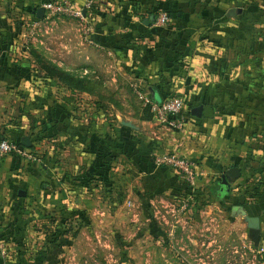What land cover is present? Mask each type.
<instances>
[{"label":"crops","instance_id":"crops-1","mask_svg":"<svg viewBox=\"0 0 264 264\" xmlns=\"http://www.w3.org/2000/svg\"><path fill=\"white\" fill-rule=\"evenodd\" d=\"M39 1L0 0V138L35 156L26 161L9 154L0 160V237L10 249L0 255V264H43L24 248L28 218L58 212L74 217L83 211L78 205L90 187L76 176L94 159L88 151L90 125L78 123L66 109L68 99L54 94L58 87L40 76L25 39L11 37L32 18L29 7ZM160 10L171 11L164 24L157 23ZM91 11L98 28L90 35L105 45L92 41L115 54L114 72L132 58L153 100L178 93L186 102L178 116L181 128L160 125L146 107L140 122L117 125L127 128L125 137L137 136L133 153L148 155L138 147L152 139L195 161L199 184L212 188L247 231L246 217L258 216L257 247L264 246V1L93 0ZM82 57L90 64V54ZM199 105L211 106L213 116L191 113ZM116 137L109 131L110 139ZM119 157L114 152L112 160ZM147 164L150 173L160 171L155 161ZM230 167L240 175L222 196L218 181Z\"/></svg>","mask_w":264,"mask_h":264},{"label":"rangeland","instance_id":"rangeland-1","mask_svg":"<svg viewBox=\"0 0 264 264\" xmlns=\"http://www.w3.org/2000/svg\"><path fill=\"white\" fill-rule=\"evenodd\" d=\"M45 1L29 7L32 18L21 23L15 34L25 39L33 64L40 68L47 63L57 69L58 73L47 78L58 87L54 94L68 99L66 109L78 123H107L110 129L127 120L140 122L145 106L139 93L153 97L134 72V59L120 62L121 68L114 72L115 54L92 41L77 19L59 14L36 17L37 8ZM221 1L242 4L264 0ZM92 9L93 4L87 19L94 29ZM35 22L31 38L29 30ZM84 54L91 55L90 64L82 60ZM41 72L40 76L45 75ZM67 73L86 89L65 85L62 80ZM110 162L113 172L126 174L122 178L127 181L124 189L115 188L107 194L101 183L91 181L84 193L86 200L78 205L83 211L78 210L74 217L61 212L48 217L32 215L27 220L24 244L28 255L43 264H264V256L249 238L244 222L221 205L212 188L203 186L204 181L199 184L203 200L175 194L171 188L151 192L146 173L132 169L120 157ZM169 171L183 178L174 168ZM158 174L160 171L154 173Z\"/></svg>","mask_w":264,"mask_h":264},{"label":"trees","instance_id":"trees-1","mask_svg":"<svg viewBox=\"0 0 264 264\" xmlns=\"http://www.w3.org/2000/svg\"><path fill=\"white\" fill-rule=\"evenodd\" d=\"M169 14H171V11L168 10L167 15L169 16ZM94 26V29L98 28L97 24ZM14 35L15 33L13 32L11 37ZM90 38L100 45H105L102 39H96L94 35H92V37L90 35ZM39 69L44 71L45 75H41L44 78H50L54 74L58 73L56 72V68H52L47 63H42ZM66 77L61 80L65 83V85L67 84L68 87L83 90L86 89L84 87V84H81L82 86L78 83L75 84V82H78V80L70 76L68 73ZM65 80H68V82ZM70 81H72L73 84ZM107 125V123H96L88 127V151L94 154V159L92 162L85 163L81 166L79 173L76 174L77 178H83V180L85 179L84 182L86 183L91 181L100 182L104 186V189L107 194H112L115 188L119 191L121 189H124V186L127 181H122V178H125L126 174L120 173L118 175L117 173L113 172V169L111 167L110 159L114 158L115 152V154L121 156L125 161H130V166L132 167V169L146 173L145 177L146 179H148L146 180V186L149 191L161 192L171 188V191L175 194L180 193L184 196L192 195L196 200H198L199 198H201L200 200H203L201 193L203 190L201 188L202 186L199 185V180L197 176L194 180V184H196L195 188L192 187L190 183H188L185 179L180 178L179 175H174L170 173L169 170H171V167L168 165H159L160 174H150L147 176V172L149 173L147 162L152 163L154 161L152 153L155 152L159 155H162L164 153L170 152V147L166 146V144H164L163 142L148 139L144 140L139 145L138 149L140 151L148 152L149 154L136 155L135 153H133V151L137 148V136L134 134H130L125 137L123 133L127 129L125 126L111 127L109 129ZM109 131L117 135L116 139L112 140L109 138Z\"/></svg>","mask_w":264,"mask_h":264},{"label":"built area","instance_id":"built-area-1","mask_svg":"<svg viewBox=\"0 0 264 264\" xmlns=\"http://www.w3.org/2000/svg\"><path fill=\"white\" fill-rule=\"evenodd\" d=\"M92 4L93 0H85L82 4L78 5L70 0H47L41 4V7L44 8V15L59 14L77 19L83 24L84 33L89 36L93 32V27L89 25L87 15ZM168 20L169 16L165 11H161L157 15V23L164 24ZM35 25H37L36 22L33 23V26L29 30V37L34 34ZM139 96L143 100L144 106L158 122L170 127H182V121L178 118L186 108L185 99L182 96L174 94L160 101L150 99L147 94L139 93ZM9 154H16L26 161L35 157L30 149L22 147L18 143L6 138H0V160ZM154 161L157 165H168L174 168L182 175L183 179L191 185L194 184L197 175L195 161L175 152H168L162 155L157 154L155 155ZM258 249L264 253V246ZM9 254L10 249L4 239L0 237V255L7 256Z\"/></svg>","mask_w":264,"mask_h":264},{"label":"water","instance_id":"water-1","mask_svg":"<svg viewBox=\"0 0 264 264\" xmlns=\"http://www.w3.org/2000/svg\"><path fill=\"white\" fill-rule=\"evenodd\" d=\"M241 12V9H237ZM35 15L37 18L42 19L44 16V8L38 7ZM191 113L197 116L203 115L204 117L211 118L213 116L212 107L209 105H199L191 109ZM240 175V170L237 167H230L222 173L220 180L218 181L219 189L218 192L223 196L229 190L230 181ZM240 209V208H238ZM241 212L245 211L241 209ZM247 225L249 227L248 236L253 241L255 247L258 246L260 240V230H259V218L258 216L246 217Z\"/></svg>","mask_w":264,"mask_h":264}]
</instances>
